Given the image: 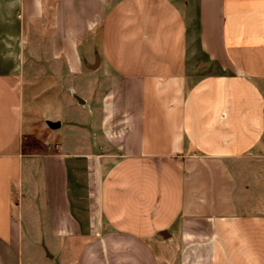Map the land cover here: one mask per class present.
<instances>
[{
	"label": "crops",
	"instance_id": "1",
	"mask_svg": "<svg viewBox=\"0 0 264 264\" xmlns=\"http://www.w3.org/2000/svg\"><path fill=\"white\" fill-rule=\"evenodd\" d=\"M36 43L109 83L84 132L29 140ZM29 217L73 264H264V0H0V264Z\"/></svg>",
	"mask_w": 264,
	"mask_h": 264
},
{
	"label": "rangeland",
	"instance_id": "2",
	"mask_svg": "<svg viewBox=\"0 0 264 264\" xmlns=\"http://www.w3.org/2000/svg\"><path fill=\"white\" fill-rule=\"evenodd\" d=\"M38 44L36 43L34 50L31 51L34 53L28 56L29 61L25 70L24 118L29 140L31 137L37 139L38 135L47 134L45 132L49 129V120L60 121L67 132L74 131L72 125L77 123L84 132L87 124L96 114L93 102L97 101L99 94L108 87L109 83L101 79L93 82L86 79H66L62 66L45 64L48 44L44 43V48L40 45L38 47ZM42 57L45 58L41 60ZM82 99H87V108L85 103L82 105ZM27 176L25 175L26 181H28ZM33 230L37 232L32 234ZM49 232L45 225L35 227L29 217L28 223L25 222V262L29 260L30 254H33L35 264H73L74 256L81 244L67 240L55 241ZM39 238L44 240L51 252L61 251L62 254L53 262L44 258L39 259L40 254L46 253L41 246L43 241H39Z\"/></svg>",
	"mask_w": 264,
	"mask_h": 264
}]
</instances>
